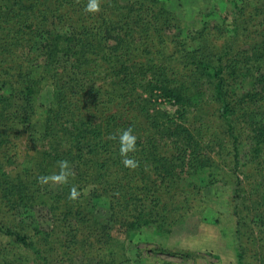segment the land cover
Returning <instances> with one entry per match:
<instances>
[{
	"label": "trees",
	"instance_id": "16d2710c",
	"mask_svg": "<svg viewBox=\"0 0 264 264\" xmlns=\"http://www.w3.org/2000/svg\"><path fill=\"white\" fill-rule=\"evenodd\" d=\"M210 1L0 0V264H128L122 239L221 226L215 185L264 264V0Z\"/></svg>",
	"mask_w": 264,
	"mask_h": 264
},
{
	"label": "rangeland",
	"instance_id": "374dc122",
	"mask_svg": "<svg viewBox=\"0 0 264 264\" xmlns=\"http://www.w3.org/2000/svg\"><path fill=\"white\" fill-rule=\"evenodd\" d=\"M210 0H173L172 8L182 18L192 21L195 17L211 9ZM176 108L167 106L174 112ZM22 156L25 154L21 147ZM229 188L215 185L204 193L205 200L215 203L222 224L191 222L183 231L167 237L151 235L146 232L131 243L118 242V253L128 264H236L235 252L230 240L233 219L227 206ZM123 238V237H122Z\"/></svg>",
	"mask_w": 264,
	"mask_h": 264
},
{
	"label": "clouds",
	"instance_id": "9594fccd",
	"mask_svg": "<svg viewBox=\"0 0 264 264\" xmlns=\"http://www.w3.org/2000/svg\"><path fill=\"white\" fill-rule=\"evenodd\" d=\"M100 3L101 0H88V3L86 5V10L88 12H98L100 10ZM120 140V154L123 158L122 162L126 167L135 168L137 166V162L132 158L129 157L127 154L129 152H134L136 149V136L132 134L131 129H126L121 132L119 136ZM60 173L59 174H52L50 176H41L39 177V180L41 182L47 183L49 180L53 182H65L67 179V168H68V162L67 161H60ZM71 195L75 197L76 195V189L73 188L71 191Z\"/></svg>",
	"mask_w": 264,
	"mask_h": 264
}]
</instances>
